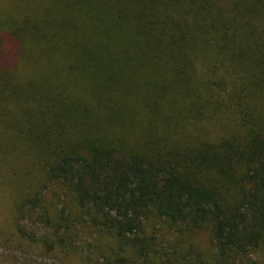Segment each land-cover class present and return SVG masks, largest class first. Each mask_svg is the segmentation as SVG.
<instances>
[{"label":"trees","instance_id":"1","mask_svg":"<svg viewBox=\"0 0 264 264\" xmlns=\"http://www.w3.org/2000/svg\"><path fill=\"white\" fill-rule=\"evenodd\" d=\"M44 3L0 31V94H32L25 137L58 186L63 222L48 225L104 233L107 264H192L157 255L150 219L209 228L198 264H240L264 247V0ZM22 56L23 74L8 75ZM37 192L21 217L37 214Z\"/></svg>","mask_w":264,"mask_h":264},{"label":"rangeland","instance_id":"2","mask_svg":"<svg viewBox=\"0 0 264 264\" xmlns=\"http://www.w3.org/2000/svg\"><path fill=\"white\" fill-rule=\"evenodd\" d=\"M44 1L0 0V31H10L20 26V18L24 16L21 14L42 9L46 6ZM23 40L27 44L33 42L31 29H25ZM7 59L10 60L11 56ZM29 62L23 57L22 67L7 74L20 77L24 63ZM77 74L79 71L72 72L65 79L72 81ZM48 75L49 71L43 69L36 76L30 75L28 78H33L31 82L35 86L47 80ZM52 75L55 83L63 78L55 72ZM67 81L61 80V83ZM28 88L20 91L19 100H8L0 94V264H107L104 258L110 255L111 240L104 233L75 223L67 230L65 222L63 228L56 231L48 225V220L53 226L63 223L58 214L60 204L56 195L59 191L58 186L47 181L42 163L25 137L30 115L28 110L34 108L29 100L28 103L23 102L32 95ZM35 119L33 121H37ZM34 124L36 126L38 121ZM127 127L137 132L143 124L137 121L134 128L129 123ZM35 190L42 192L40 209L37 214H33L34 209L23 218L16 207ZM62 201L66 207L74 209L68 195H63ZM25 209L29 210L30 206ZM147 230L154 238L153 250L157 255L176 254L177 260L188 257L192 264H198L197 259L206 261L210 257L211 232L207 227L181 232L162 221L150 219ZM240 264H264V247L249 254Z\"/></svg>","mask_w":264,"mask_h":264}]
</instances>
